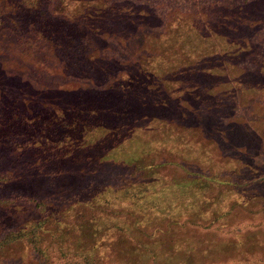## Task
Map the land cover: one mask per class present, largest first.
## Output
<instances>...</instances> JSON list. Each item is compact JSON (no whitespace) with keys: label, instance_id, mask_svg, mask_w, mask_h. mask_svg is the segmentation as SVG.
Returning a JSON list of instances; mask_svg holds the SVG:
<instances>
[{"label":"trees","instance_id":"trees-1","mask_svg":"<svg viewBox=\"0 0 264 264\" xmlns=\"http://www.w3.org/2000/svg\"><path fill=\"white\" fill-rule=\"evenodd\" d=\"M180 16L0 0V264H264V0Z\"/></svg>","mask_w":264,"mask_h":264},{"label":"rangeland","instance_id":"rangeland-1","mask_svg":"<svg viewBox=\"0 0 264 264\" xmlns=\"http://www.w3.org/2000/svg\"><path fill=\"white\" fill-rule=\"evenodd\" d=\"M153 7L155 12L158 14V16L162 19V22H160L158 25H151L152 27H139L136 30V33H145V32H151V34H163L164 31H169V21L172 19L173 16H185L184 19L187 18V14L189 13V10L192 9L194 5L200 4V3H209L211 1H217V0H142ZM239 1V0H238ZM172 9H177L178 14H173L169 16V12ZM170 10V11H169ZM169 11V12H168ZM168 12V13H167ZM181 19V16H180ZM185 24V23H184ZM184 24H180V27L184 28ZM135 34L132 33L131 37L133 38ZM256 39L258 42H264V25H261L256 33ZM131 42L132 40L126 39L122 41V39L114 38L111 43V49L109 50V54L117 59H126L128 57L130 48H131ZM29 77H31L34 81H38L43 83L47 87L54 86L57 83H63L65 81H68V78L61 77L59 75H54L50 78L48 81H43L35 72H31L29 74ZM111 176V174L107 173L106 177ZM4 264H41L36 258H34L33 253L29 254L28 251L24 252L22 255H17L11 258L4 259ZM219 264H248L247 262H242L238 260L228 261L226 263L220 262Z\"/></svg>","mask_w":264,"mask_h":264}]
</instances>
